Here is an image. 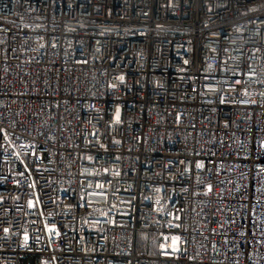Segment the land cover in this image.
I'll return each instance as SVG.
<instances>
[{
  "label": "built area",
  "instance_id": "built-area-1",
  "mask_svg": "<svg viewBox=\"0 0 264 264\" xmlns=\"http://www.w3.org/2000/svg\"><path fill=\"white\" fill-rule=\"evenodd\" d=\"M24 257L264 264V0H0V264Z\"/></svg>",
  "mask_w": 264,
  "mask_h": 264
},
{
  "label": "trees",
  "instance_id": "trees-1",
  "mask_svg": "<svg viewBox=\"0 0 264 264\" xmlns=\"http://www.w3.org/2000/svg\"><path fill=\"white\" fill-rule=\"evenodd\" d=\"M137 249H139V250L144 249L147 254L153 253V250H152L150 244L147 243V240L146 241L143 240V238L141 236L139 237L138 242H137ZM37 263L38 262L36 259H32L30 257H24L19 262V264H37Z\"/></svg>",
  "mask_w": 264,
  "mask_h": 264
},
{
  "label": "rangeland",
  "instance_id": "rangeland-1",
  "mask_svg": "<svg viewBox=\"0 0 264 264\" xmlns=\"http://www.w3.org/2000/svg\"><path fill=\"white\" fill-rule=\"evenodd\" d=\"M141 237L143 238V240H145V241L147 240V243L150 244L152 250L155 249V245L153 244V241H152L151 239L148 238L147 233L142 232V233H141Z\"/></svg>",
  "mask_w": 264,
  "mask_h": 264
},
{
  "label": "snow or ice",
  "instance_id": "snow-or-ice-1",
  "mask_svg": "<svg viewBox=\"0 0 264 264\" xmlns=\"http://www.w3.org/2000/svg\"><path fill=\"white\" fill-rule=\"evenodd\" d=\"M5 231H7V230H5Z\"/></svg>",
  "mask_w": 264,
  "mask_h": 264
}]
</instances>
